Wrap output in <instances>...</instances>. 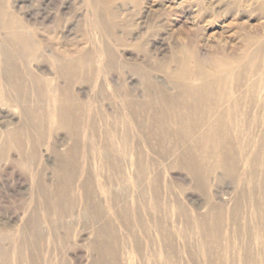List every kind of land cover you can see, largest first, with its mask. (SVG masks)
Instances as JSON below:
<instances>
[{
    "label": "rangeland",
    "instance_id": "obj_1",
    "mask_svg": "<svg viewBox=\"0 0 264 264\" xmlns=\"http://www.w3.org/2000/svg\"><path fill=\"white\" fill-rule=\"evenodd\" d=\"M0 24L33 48L0 27V264H264V0H0ZM181 53L219 80L203 142L149 107Z\"/></svg>",
    "mask_w": 264,
    "mask_h": 264
},
{
    "label": "bare ground",
    "instance_id": "obj_2",
    "mask_svg": "<svg viewBox=\"0 0 264 264\" xmlns=\"http://www.w3.org/2000/svg\"><path fill=\"white\" fill-rule=\"evenodd\" d=\"M0 27L6 31L7 39L14 45L16 52L22 50V53H26L33 50L26 42V47H24L25 36L21 28L15 24H0ZM3 57L7 63L11 60L8 54ZM190 59L189 56L181 53L176 59L175 69H168V71L166 69L172 87L176 90L175 96L158 90L157 96L149 102V107L155 108L159 113L155 122L161 127L183 129L187 133L186 140L194 139L198 143L203 142L214 130L226 125L224 120L225 107L222 108L220 105L219 94L216 91L219 80L217 81L216 77L204 70L200 63H195L193 68L189 69ZM192 80L198 81V83L195 84ZM168 82L170 83V81ZM61 121L65 122V116H62ZM175 133L176 131H172V134H169L173 137L170 140L175 139ZM180 149L179 147L175 149L176 156L181 161L187 162L190 159L189 151L191 148L184 144L183 149ZM188 168L193 169L192 165H189Z\"/></svg>",
    "mask_w": 264,
    "mask_h": 264
}]
</instances>
